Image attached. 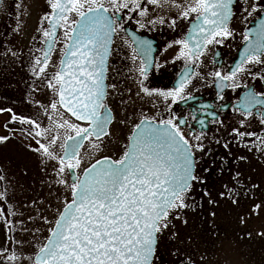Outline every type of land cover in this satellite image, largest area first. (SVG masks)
Segmentation results:
<instances>
[{"label": "snow or ice", "instance_id": "1", "mask_svg": "<svg viewBox=\"0 0 264 264\" xmlns=\"http://www.w3.org/2000/svg\"><path fill=\"white\" fill-rule=\"evenodd\" d=\"M46 6L37 28L41 46L31 54L30 70L52 93L47 105L36 101L47 124L0 108V113L9 115L3 124L8 134L0 135V143L17 135L9 124H20L22 142L40 157L42 169L54 164V183L64 189L65 196L54 222L42 216L45 224H53L46 242L27 256L10 247L0 249V264H165L161 254L167 248L165 234L175 237L174 220L188 223L182 214L195 207V185L205 183L197 166L210 151L209 144H221L220 138L209 137L208 124L218 126L217 132L224 129L226 151L235 143L264 157V0H46ZM237 15L244 24L255 19L256 27L243 31L245 45L232 66L220 64L207 73L221 103L201 104L188 114L177 112L174 106L195 100L194 80L206 78L196 71L202 57L211 47L235 37L231 22ZM180 21H188L191 27L167 48L179 46L174 59H182L185 70L172 88L150 87V72L162 68L152 56L153 41L127 26L141 31L166 26L175 31ZM19 28L17 22L15 31ZM121 33L130 38V42L121 40L132 48L136 95L149 98L154 108L162 106V110L155 115L141 113L118 157L96 158L94 154L108 147L116 120L108 97L117 85L106 80L108 58ZM57 45H61L60 59L53 64ZM241 88L243 96L231 106L234 123L225 127L221 118L229 107L222 103L225 89ZM240 175L237 171L232 178L237 188L224 185L218 194L222 199L238 203L233 197L241 194ZM5 179L0 175V184ZM202 196L215 203L207 189ZM8 198L7 188L0 187V218L11 232L9 217L15 211ZM32 204L38 206L37 201ZM260 208L255 204L253 211ZM169 255L178 264H196L191 255L182 257L179 250Z\"/></svg>", "mask_w": 264, "mask_h": 264}, {"label": "rangeland", "instance_id": "2", "mask_svg": "<svg viewBox=\"0 0 264 264\" xmlns=\"http://www.w3.org/2000/svg\"><path fill=\"white\" fill-rule=\"evenodd\" d=\"M46 10V0H21V10L17 17L21 27L19 28V39L16 45L14 43L15 51L20 50V54L17 55L19 63L21 62V86L15 93L17 98L13 97V103L16 105L11 108L18 115L31 116L43 120L45 124L47 120L40 115L41 110L37 108L36 101L47 105L52 98V93L42 79H37L31 89L25 86L23 74L30 67L33 43L40 41L37 28L39 18ZM60 47L61 45H57V51L52 57L53 64H57ZM4 96L0 95V108L10 107L8 106L9 98ZM8 120L7 113H0V135L8 134L3 128V124ZM121 120L125 119L119 117L113 123L111 141L108 142V147L103 153L94 154L96 158L99 155H111L114 158L120 155L129 133V126L120 124ZM9 128L16 130L17 135L6 143H0V175L6 178L0 187L7 188L9 197L7 203L14 208L15 215L9 217L13 228L11 232L5 226L3 218H0V249L10 247L18 255L27 256L33 255L38 246L44 243L49 234L48 229L53 224H45L42 216H47L49 221L54 222L56 209L62 206L65 191L54 183L55 178L52 175L54 164H49L46 170L42 169L40 157L30 152L22 142L19 136L21 125L12 123L9 124ZM231 150L242 152L245 156L248 154L249 157L256 154L257 159L254 160L252 166L248 167L249 159L245 160L246 164L242 170L246 177L257 173L256 179H250L252 180L250 183L259 185V187L251 189L250 200H245V204L239 207V213L233 219L224 221V217L228 216L223 215L220 208H216L218 213H215L213 217L214 219L221 218L211 222L208 230L214 232L215 229H220L222 234L225 228L236 225L239 232L235 231L236 235L229 233L230 235L226 236L225 233L207 248V238L198 237L202 234L200 228L205 225L196 226L198 216L201 217L206 213L195 212L194 208H189L182 214L188 223L184 224L182 220H174L175 227L172 231L176 233L175 237L172 233L165 234L167 248L161 249L164 260L178 261L176 257L169 255V251L179 250L182 257L186 254L191 255L198 264H264V236L259 235V233H264V164L259 165V157L262 162H264V157L255 152H248L236 144ZM198 174L200 175V172ZM68 198L70 199V195ZM33 201L38 202L37 207L33 206ZM255 204H260L261 208L253 211ZM221 220H223L222 225Z\"/></svg>", "mask_w": 264, "mask_h": 264}, {"label": "flooded vegetation", "instance_id": "3", "mask_svg": "<svg viewBox=\"0 0 264 264\" xmlns=\"http://www.w3.org/2000/svg\"><path fill=\"white\" fill-rule=\"evenodd\" d=\"M21 5V0H0V95L8 97V106L6 108H14L16 103H13V97L17 98V93L20 85V72L21 62L18 61V53L20 50L14 48L17 39H19V31H15L17 27L18 12L21 10L16 5ZM21 27V26H20ZM130 31H135L138 36L143 39L153 41L154 51L152 56L161 65L159 70H152L149 74L148 86L160 89H168L175 86L180 74L185 70V62L182 59H174L176 53L179 51V46L167 48V44L174 39L180 38L185 34L191 24L188 21H180L175 31L168 29L166 26L157 28L154 31H141L136 29L133 25L127 26ZM231 27L235 31V37L230 38L223 45L211 47L207 54L202 57L203 63L196 71L201 72L205 79L194 80V95L195 100H190L187 103L181 102L179 105L174 106L177 112L188 114L189 111L199 110V105L207 104L218 106L221 101L217 99V90L212 84L211 78L207 77V73L214 70L220 64L225 68L232 66L238 59L239 54L244 48L245 41L243 40L242 33L246 28H255L256 20L250 18L247 24L242 23V18L237 15L231 22ZM129 39L123 33L117 36L113 44V51L108 58L107 80L109 85L115 83L117 90L111 92L108 97V104L112 107L116 120L119 117L124 118L125 125L129 126V133L132 125L139 121L141 113L147 115H155L157 111L162 110V106L157 108L153 107V101L147 97L141 99L136 95L138 92L137 73L135 72L136 63L132 60V48L122 43L121 38ZM40 41L33 43L32 54L35 49L40 47ZM15 51V52H14ZM15 53L13 56L11 53ZM219 53V55H216ZM60 55L57 63L59 62ZM31 62L29 63L30 66ZM51 70V69H50ZM222 70V69H221ZM22 76V75H21ZM24 85L32 88V85L37 79L31 74V70L23 74ZM254 83L251 81H245ZM25 90V87H24ZM245 89H238L233 92L231 89H225L224 101L222 103L229 107L221 113V118L225 121V127L234 123V113L231 111V106L238 102L239 98L243 96ZM123 100V103L121 102ZM18 108V107H17ZM115 120V122H116ZM216 125L208 124L209 137L221 139V144L211 143L208 145L210 151L206 153L203 159L199 162L197 169L204 172L217 169L216 162L222 152L226 151L222 147L225 138L224 129L217 132ZM206 143H208L206 141ZM235 143L231 144L230 149H233ZM201 164V165H200ZM171 261H166L165 264H170ZM178 264V261H177ZM198 264V263H196Z\"/></svg>", "mask_w": 264, "mask_h": 264}, {"label": "trees", "instance_id": "4", "mask_svg": "<svg viewBox=\"0 0 264 264\" xmlns=\"http://www.w3.org/2000/svg\"><path fill=\"white\" fill-rule=\"evenodd\" d=\"M255 155L256 154H254L253 157H249L248 154H246L245 156L243 155L242 152L239 151L234 152L230 149V151L222 152V155L219 157L218 162H216L217 169H214L212 171L208 170L206 172L201 170L200 177L202 176L201 178L205 181V183L203 184L197 183L195 185V191L193 193V196L195 197L194 210L195 212L200 211L206 213V214H202L201 217L198 216V222L196 226L200 227L205 225L200 228L201 229L200 232H202V234L198 237L207 238L206 239L207 248L210 245H213V243L216 242V240L219 239V237H222L225 233L226 236L230 234H235L236 233L235 231L239 232V230H237L236 228L237 227L236 225L230 226L229 228H225L224 230H222V234L220 229H215L214 232L208 230V226L211 222L221 218V217L220 218L217 217L216 219H214L215 216L213 217V215H211V213L213 212L218 213V209L216 208H220L223 211L222 212L223 215L228 216V217H224L223 219L224 221H226L235 218L239 213V207L245 204V200H250L249 198L250 191L251 189H254L251 187L252 185L250 182H252L253 179L255 180L258 174L254 173L253 176L246 177V175H244L245 172H243L242 167L246 164L245 160L248 159H249L248 167L250 165L252 166L254 160L257 159ZM239 156H245L246 159L241 161L238 159ZM263 164L264 162H262L259 157V165H263ZM237 171H239L241 174L240 186H239L241 194L238 197H233L234 199L238 200L237 204H233L231 199H226V198L222 199L218 194L219 192L224 190V185H227L229 188H237L235 181L232 179L236 175ZM205 189H207L211 193V198L215 201V203L209 204L207 202L209 198L202 196V192ZM223 220L220 221L221 225L223 223Z\"/></svg>", "mask_w": 264, "mask_h": 264}, {"label": "water", "instance_id": "5", "mask_svg": "<svg viewBox=\"0 0 264 264\" xmlns=\"http://www.w3.org/2000/svg\"><path fill=\"white\" fill-rule=\"evenodd\" d=\"M46 242V241H45Z\"/></svg>", "mask_w": 264, "mask_h": 264}]
</instances>
